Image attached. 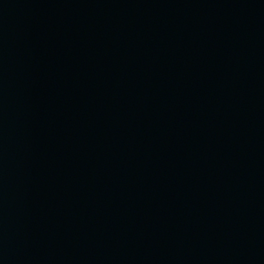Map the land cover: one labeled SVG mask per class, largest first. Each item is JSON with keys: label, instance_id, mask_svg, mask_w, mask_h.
<instances>
[{"label": "water", "instance_id": "95a60500", "mask_svg": "<svg viewBox=\"0 0 264 264\" xmlns=\"http://www.w3.org/2000/svg\"><path fill=\"white\" fill-rule=\"evenodd\" d=\"M0 264H264V0H0Z\"/></svg>", "mask_w": 264, "mask_h": 264}]
</instances>
